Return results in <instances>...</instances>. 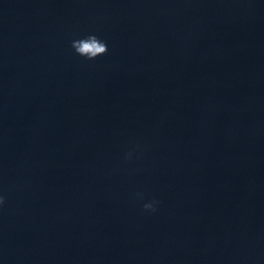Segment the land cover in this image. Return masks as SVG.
Masks as SVG:
<instances>
[{"label": "water", "instance_id": "95a60500", "mask_svg": "<svg viewBox=\"0 0 264 264\" xmlns=\"http://www.w3.org/2000/svg\"><path fill=\"white\" fill-rule=\"evenodd\" d=\"M0 192V264H264V0H0Z\"/></svg>", "mask_w": 264, "mask_h": 264}, {"label": "clouds", "instance_id": "9594fccd", "mask_svg": "<svg viewBox=\"0 0 264 264\" xmlns=\"http://www.w3.org/2000/svg\"><path fill=\"white\" fill-rule=\"evenodd\" d=\"M69 47L74 55L82 58L84 61H94L96 58L103 56L107 51V43L105 39L98 36L95 32H87L83 35L73 37L69 41ZM137 146L127 148L122 152L121 159L125 162L133 159H139ZM131 171H135L132 169ZM133 199L140 204V211L142 213H155L159 205V200L155 197H145L143 192L137 191L134 193ZM5 201L4 193L0 192V205Z\"/></svg>", "mask_w": 264, "mask_h": 264}]
</instances>
